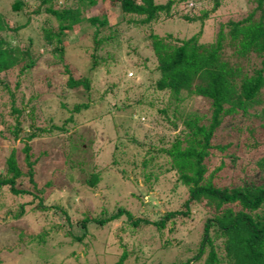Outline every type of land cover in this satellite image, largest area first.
<instances>
[{
	"label": "trees",
	"instance_id": "trees-1",
	"mask_svg": "<svg viewBox=\"0 0 264 264\" xmlns=\"http://www.w3.org/2000/svg\"><path fill=\"white\" fill-rule=\"evenodd\" d=\"M106 1L119 7V21L109 22L102 9ZM180 1L190 0H10V12L23 18L20 22L0 11V97L7 94L10 113L16 115L12 129L7 126L13 139L21 131L18 116L22 111L15 103L14 89L24 78L31 79L39 57L50 50L60 64L57 81L65 76L62 93L54 100L58 118L50 109L46 114L49 126L31 123L26 140L53 132L66 134L63 156L69 161L68 168H79L84 175L81 182L94 187L101 179L100 171L94 164L88 167L90 155L85 156L84 148L83 152L75 150L89 142L77 129L79 119L89 112L90 120L108 126L112 135L109 166L126 177L131 171L140 191L160 189L174 177L167 190L169 197L162 204L163 213L135 215L115 205L103 206L96 214L84 209L70 215L62 201L47 203L46 190L54 183L48 180L38 186L35 179V165L46 151L35 154L26 141L23 160L11 149L0 168V225L16 233V241L23 247L16 253L30 244L45 243L44 248L47 245L58 252L71 245L83 248L85 264H264V0H248L251 8L220 22L210 40H199L202 27L181 37L152 30V20L160 13H164L163 21L173 19L171 4ZM222 1L213 0L207 10L195 0L193 7L175 11L176 17L186 25L203 26ZM39 17L40 23L33 27L38 37H28L22 45L16 32L33 26L32 21ZM143 24L151 27L141 39L144 42L129 38L126 43L137 51L138 59L142 46L150 48L155 79L148 84L133 81L131 96L113 105L115 111H110L112 107L95 109L105 95L98 93L97 100L92 97V90L98 92L102 83L95 77L118 64L123 67L106 47L121 46L122 33ZM78 29V41L70 44L67 39ZM69 50L88 59L86 73L66 60ZM128 55L131 57L130 52ZM146 60L129 61V66L137 68L133 71L137 75L142 69L145 73ZM189 100L201 103L184 107ZM137 177L143 184L136 183ZM181 188L184 195H180ZM54 208L62 212L65 223L48 226ZM23 218L29 220L24 226ZM32 248L36 263L53 262L56 254L43 257ZM170 248L180 251L168 261L159 260V253ZM74 250L68 255L79 264ZM58 264L69 263L62 260Z\"/></svg>",
	"mask_w": 264,
	"mask_h": 264
},
{
	"label": "rangeland",
	"instance_id": "rangeland-1",
	"mask_svg": "<svg viewBox=\"0 0 264 264\" xmlns=\"http://www.w3.org/2000/svg\"><path fill=\"white\" fill-rule=\"evenodd\" d=\"M156 2H163L164 0H155ZM178 1V0H176ZM200 2L198 7L206 8L209 10L212 7L213 0H198ZM10 0H0V11L9 15L13 22L23 21L20 16H16L14 13L10 12L9 7ZM113 2L106 1L103 4L102 9L108 14L109 22L119 21L121 18V12L117 4L112 5ZM222 6L218 7L216 10H212L209 13L208 18L205 19V23L203 26L198 25H186L182 22V20L176 17L177 12H183L188 7H193L195 5V0H190L188 3L177 2L171 4L170 12L174 14L173 19L163 21L164 13H160L158 18L152 20L154 30L158 34H165L171 32L173 35L177 36H190L193 33H197L199 29L202 27L201 34L199 35L200 41L210 40L213 37V33L215 32L217 26L220 22H225L228 17L237 18L246 12L249 8H251V3L248 0H223ZM187 7V8H184ZM175 18V19H174ZM40 17L32 21L33 26H27L20 28L16 34L22 40V45L25 44V41L28 37H38V33L34 26H37L40 23ZM107 26V24H105ZM137 30L135 28H131L127 31H124L121 46H117L116 48H111V46H107L106 48L117 58L122 61L123 67L119 68V64L117 67L112 70L105 72L101 71L98 73L95 80H100L102 83L99 84L98 92L96 90H92V97L97 100L100 96V93H103L102 101L103 103H99L95 106V109H102L100 111L108 110L110 107V111H115V107L113 105L122 104L124 98L128 99L131 96L130 86L133 81L150 83L155 79V70H154V58H152L150 54V48L147 46H142L140 48L139 59L147 57V60L144 61L146 65L145 73L140 70V74L137 75L133 72L137 68L130 67L129 61H139L136 56V52L132 51V47L128 46L129 43H126L127 39L141 40L145 35H147L151 29L150 25H136ZM139 30V31H138ZM81 35L80 30L78 29L76 33H74L71 37L67 39L70 44L76 43L77 38ZM78 41V40H77ZM142 41V40H141ZM144 42V41H142ZM133 45V44H132ZM117 48L118 51L117 52ZM41 51V47L38 48ZM43 49V48H42ZM72 49V48H71ZM44 51V50H43ZM42 51V52H43ZM131 53V57H129L128 53ZM129 58V59H127ZM87 62H86V60ZM66 60L74 61L84 73L87 72L86 68H88L89 63L87 58H80L75 55L74 50H69L66 55ZM86 64V65H85ZM143 64V63H142ZM141 64V65H142ZM60 64L58 62L57 56L52 54L50 50H45L43 55L39 57L38 62H36L35 66L32 68V76L31 79H23L21 80L18 87L14 89V97L15 103L17 106L22 108L21 115L18 116V121L21 125V131L18 134V137L15 139L7 132V126L11 127L15 124V114L10 113L9 103L7 101V94L4 93L0 97V168L4 164L6 157L9 155L11 149H15L16 158L19 161L23 160L22 148L24 142H28L31 146V152L38 154L39 151H46V154L41 156L40 160L35 165L36 175L35 179L38 183V186H42L46 181L51 180L54 183L53 187H49L47 191L49 194L47 198L49 199L47 203L50 201H62L65 205V209L68 214L75 215L78 211L87 209L91 213L96 214L100 211L103 206L111 208L115 205L123 206L132 211L135 215L149 213V214H159L163 213L165 208L162 206L163 202L166 200L168 196L167 190L171 186L172 182H174L173 175L169 177V180L165 181V184L158 188H152L147 191H140L138 186L132 181L133 174L131 171L129 177H126V174H120L112 166H109V156L110 151H112V144L108 145V140L112 135H109L108 126L101 125L102 122L95 125L91 119V113L85 112L84 117L79 119L80 123L78 124L77 129L81 133H85L88 137V141L84 142V145L79 147V145L75 146V150L78 152H83V148L85 156H88V167L89 165H95V169L100 171L101 179L94 187H88V185L81 182V179L84 177L83 173L79 171V168H74L71 170L68 168L67 159L63 156L65 152L66 142H63L65 135L63 134H48L37 136L34 139L26 140V136L31 131L30 124L33 123L36 126H49L46 124V114L51 112L56 115L54 107L57 105L54 101L57 94L60 92V88L64 82L65 76L62 75V79L57 81L58 79V71ZM78 75V73H76ZM137 75L136 78H134ZM133 78V79H132ZM131 79V80H130ZM28 81V86L25 84ZM13 85V82H11ZM115 84V88L113 87L112 91L109 89L110 86ZM118 86V87H117ZM12 87V86H11ZM36 96H32L30 94H35ZM99 93V94H98ZM1 94V91H0ZM128 96V98H127ZM45 97V98H44ZM29 100L28 103V99ZM45 100V101H43ZM110 104V106L108 104ZM201 103L200 101H186L182 105L186 108L194 107L197 104ZM33 105V113L29 114V106ZM55 105V106H54ZM109 106V107H107ZM49 110V111H48ZM58 114L59 109L57 110ZM62 112V111H61ZM133 127V126H132ZM4 128V129H3ZM71 131V130H70ZM143 129H137L139 135L142 134ZM73 132V131H72ZM71 132V133H72ZM68 134V133H67ZM75 139V136L72 137ZM73 144V143H72ZM76 145V144H75ZM79 149H81L79 151ZM77 154V153H76ZM75 154V155H76ZM78 155V154H77ZM76 160L80 159V156H70ZM66 159V160H65ZM87 159V158H86ZM69 162V161H68ZM93 165V166H94ZM70 174V175H68ZM71 177V178H70ZM136 183L138 185L143 184L142 180L137 177ZM180 195H184L183 189H180ZM166 194V196H164ZM172 196H170L171 198ZM9 198V197H8ZM52 214H54L52 221H48L50 223L46 225H50L51 223L62 222L65 223L63 219V214L58 209H53ZM31 217V216H30ZM29 217V220H30ZM26 218H23L20 222L24 226L25 223L29 222ZM1 222V219H0ZM2 225V224H1ZM0 225V249L3 250L0 253V264H38L35 262V255L32 253V249H37L34 251L36 255H43V257L49 256L54 253V257H52L53 262L47 261L45 264H58L60 261L65 260L69 264H75L73 257L69 256L70 249H75L74 255L78 256L79 264L84 263V254L83 248L71 245L66 248L63 252H58L53 247H48L45 243L43 246L41 245H32L27 249L23 250V252H17L18 248L21 247L20 244L16 241L17 235L15 232L11 231L9 227ZM114 227L117 223L113 224ZM47 226V227H48ZM7 228V229H6ZM112 230V229H111ZM29 231V230H28ZM52 236H56L51 231ZM47 237V236H46ZM25 238V237H24ZM48 244V241H46ZM57 241L55 240V243ZM70 242H68L69 244ZM8 247V249H6ZM23 248V247H21ZM180 250L175 248H170L167 252H160L158 259L165 262L172 259L176 253H179ZM32 253V254H31ZM38 253V254H37ZM17 255L16 258L14 256ZM89 256V255H88Z\"/></svg>",
	"mask_w": 264,
	"mask_h": 264
}]
</instances>
